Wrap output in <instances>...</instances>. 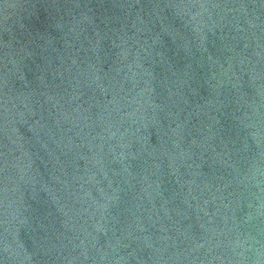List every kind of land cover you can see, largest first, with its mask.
<instances>
[{
  "label": "water",
  "instance_id": "water-1",
  "mask_svg": "<svg viewBox=\"0 0 264 264\" xmlns=\"http://www.w3.org/2000/svg\"><path fill=\"white\" fill-rule=\"evenodd\" d=\"M0 264H264V0H0Z\"/></svg>",
  "mask_w": 264,
  "mask_h": 264
}]
</instances>
